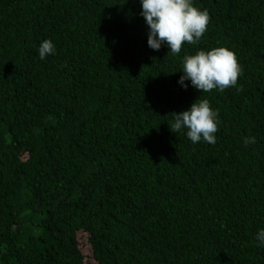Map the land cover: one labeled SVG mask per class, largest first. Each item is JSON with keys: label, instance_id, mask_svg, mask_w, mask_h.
I'll use <instances>...</instances> for the list:
<instances>
[{"label": "trees", "instance_id": "16d2710c", "mask_svg": "<svg viewBox=\"0 0 264 264\" xmlns=\"http://www.w3.org/2000/svg\"><path fill=\"white\" fill-rule=\"evenodd\" d=\"M193 4L207 32L174 56L140 0H0V264H264V0ZM216 47L237 85H180ZM199 98L214 145L170 130Z\"/></svg>", "mask_w": 264, "mask_h": 264}, {"label": "clouds", "instance_id": "9594fccd", "mask_svg": "<svg viewBox=\"0 0 264 264\" xmlns=\"http://www.w3.org/2000/svg\"><path fill=\"white\" fill-rule=\"evenodd\" d=\"M141 15L150 29L148 45L159 51L166 44L169 54L178 56L184 45H196L205 35L210 23L207 10L195 7L193 0H140ZM39 57L45 59L55 54V45L45 40L39 47ZM168 54V55H169ZM183 76L179 83L185 89V81L201 93H211L215 89L224 91L235 87L241 74L236 54L226 47H216L209 51L200 50L194 55H185ZM174 122L169 125L173 133L187 129V137L193 143L202 139L208 144L216 143L218 132V112L214 111L208 99L199 98L188 111L171 114ZM244 143L255 144V137H245ZM256 239L264 244V229L258 231Z\"/></svg>", "mask_w": 264, "mask_h": 264}]
</instances>
